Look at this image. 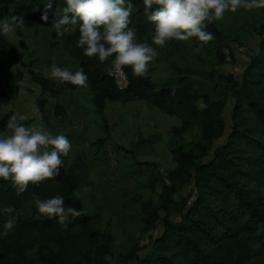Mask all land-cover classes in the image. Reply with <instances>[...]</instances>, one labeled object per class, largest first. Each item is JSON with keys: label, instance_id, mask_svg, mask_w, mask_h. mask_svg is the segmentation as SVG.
<instances>
[{"label": "trees", "instance_id": "1", "mask_svg": "<svg viewBox=\"0 0 264 264\" xmlns=\"http://www.w3.org/2000/svg\"><path fill=\"white\" fill-rule=\"evenodd\" d=\"M131 2L129 27L137 30L138 42L153 26L147 21L143 0ZM47 3L53 6L45 22L41 17ZM64 7L66 0H0V19L16 15L46 24L51 37L76 62L74 72L83 68L91 103L101 118L108 102L141 100L178 119L168 142L174 167L161 173L153 165V191H159L156 198L153 195V200L141 203L147 230L154 231L160 224L161 231L145 247L117 259L113 226L109 221L103 225L97 211H86L75 194L86 173L79 158L70 167L62 164L58 177L29 184L23 193H17L11 180L0 179V264H264V26L259 27L258 52L235 79L202 70L203 62L223 58L227 46L225 34L206 21L214 39L187 41L196 60L170 65V75L159 84L148 74L136 76L131 67H125L129 84L119 91L106 71L114 57L101 62L98 56H84L78 31L57 37L51 25ZM154 10L155 6L149 14ZM18 46L25 48L23 41ZM155 61L159 59L151 62ZM22 65L18 47L0 33V103L17 98ZM28 75L41 90L36 106L44 122L48 99L65 88L80 87L61 81L58 86L31 66ZM55 113L64 115L59 106ZM34 195L41 200L62 196L65 207L86 214L61 224L58 218L38 212ZM6 206L21 215L4 236Z\"/></svg>", "mask_w": 264, "mask_h": 264}, {"label": "rangeland", "instance_id": "2", "mask_svg": "<svg viewBox=\"0 0 264 264\" xmlns=\"http://www.w3.org/2000/svg\"><path fill=\"white\" fill-rule=\"evenodd\" d=\"M23 19L25 25L16 27L11 38L3 35L7 42L18 47L23 63L20 70L24 75L17 98L0 103V131L6 129V121L12 114H25L29 117L25 123L43 126L53 135H65L72 147L66 156L61 155L63 165L70 167L82 159L86 173L75 194L86 211H97L103 225L109 221L113 226L115 257L119 259L145 247L149 239L161 231V225L154 231L147 230L142 221L141 203L153 200V195L156 198L155 193L159 191H153V165L161 173L174 167L168 142L172 128L179 125L178 119L141 100L127 104L108 102L101 118L91 103L87 87H77L65 88L54 99H48L44 108L47 121L44 122L32 111L41 90L31 81L29 67L61 86L59 80L50 77L51 66L55 64L74 72L77 64L64 51L63 44L51 37V29L46 24ZM211 23L225 34L227 46L223 58L211 64L203 62L202 70L235 79L242 74L250 57L258 52L264 9L241 7L234 13L225 12L223 19ZM153 35L154 30H150L138 42L147 43L157 52L153 59L159 61L150 62L147 73L154 82L159 84L170 75V65L196 60L190 55L187 41L170 40L161 47L152 43ZM20 41L25 48H19ZM14 72L13 68L12 74ZM219 81L216 80L222 85ZM57 106L63 109L64 115L55 113ZM230 108L231 102H228V124Z\"/></svg>", "mask_w": 264, "mask_h": 264}, {"label": "clouds", "instance_id": "3", "mask_svg": "<svg viewBox=\"0 0 264 264\" xmlns=\"http://www.w3.org/2000/svg\"><path fill=\"white\" fill-rule=\"evenodd\" d=\"M143 5L154 30L152 43L162 47L167 41H188L192 37L209 42L214 34L207 30L206 21L223 19L225 12L234 13L241 7L264 9V0H143ZM52 6L45 4L43 21H48L46 13ZM153 6L155 10L149 14ZM133 7L131 0H66L62 15L53 20L51 27L58 38L78 31V47L84 49V56H98L101 62L114 57L106 68L109 75L123 74V68L131 67L134 75L143 77L157 52L147 43L137 42V30L129 27ZM21 25H25L21 16L0 19V33L11 38L15 28ZM49 75L61 82L87 86L83 68L73 72L53 64ZM32 111L42 117L38 106H33ZM28 120L25 114H12L6 121V129L0 131V179L11 180L18 194L25 192L29 184L38 185L58 177L63 164L61 155L66 156L72 147L65 135H53L43 126L25 123ZM33 198L39 213L58 218L61 224L69 217L86 214L82 209L65 207L59 195L45 200L35 195ZM2 211L8 216L3 225V235L7 236L21 213L11 206Z\"/></svg>", "mask_w": 264, "mask_h": 264}, {"label": "built area", "instance_id": "4", "mask_svg": "<svg viewBox=\"0 0 264 264\" xmlns=\"http://www.w3.org/2000/svg\"><path fill=\"white\" fill-rule=\"evenodd\" d=\"M122 73L123 74L113 72L112 75H109L110 78L112 79L113 83L115 84L116 88L119 91L125 90L129 84L127 76L123 70H122Z\"/></svg>", "mask_w": 264, "mask_h": 264}]
</instances>
